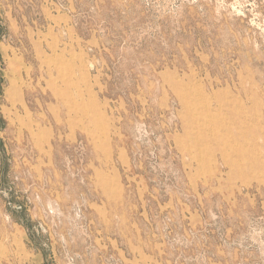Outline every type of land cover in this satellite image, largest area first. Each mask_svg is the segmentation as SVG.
Returning <instances> with one entry per match:
<instances>
[{
	"label": "rangeland",
	"instance_id": "1",
	"mask_svg": "<svg viewBox=\"0 0 264 264\" xmlns=\"http://www.w3.org/2000/svg\"><path fill=\"white\" fill-rule=\"evenodd\" d=\"M0 264H264V0H0Z\"/></svg>",
	"mask_w": 264,
	"mask_h": 264
}]
</instances>
